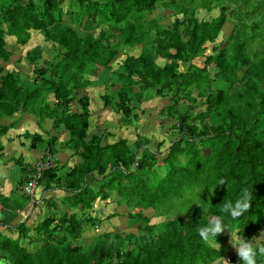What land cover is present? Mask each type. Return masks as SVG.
<instances>
[{"label": "trees", "instance_id": "trees-1", "mask_svg": "<svg viewBox=\"0 0 264 264\" xmlns=\"http://www.w3.org/2000/svg\"><path fill=\"white\" fill-rule=\"evenodd\" d=\"M62 1L0 0V135L16 124L17 114L38 125L48 122V129L40 126L46 137L22 134L29 148L40 150L36 160L52 157L34 195L66 192L46 196L41 216L29 225L36 205L22 217L15 212L26 206L0 195L3 209L16 218L10 226L0 210V226L16 233L0 232V264H210L224 253L223 245L218 252L198 233L212 216L223 217L225 230L244 239L264 232V0H66L65 9ZM197 9L216 14L198 19ZM230 19L229 33L217 40ZM32 32L54 53L38 62L43 45L27 49V79L4 63ZM118 53L123 58L112 70ZM96 68L106 72L111 87L99 96L102 105L120 114L121 125L138 118L129 96L137 104L167 99L160 109L170 122L166 150L162 140L151 149L139 131L132 141L106 128L87 131L89 97L76 90L89 85L84 75ZM57 130L67 134L58 146ZM59 149L75 160L58 164ZM12 159L22 172L14 186L22 194L32 165ZM245 188L253 194L249 211L235 220L222 213L221 206L234 203ZM111 192L127 208L126 224L138 232L107 230L84 242L85 227L101 222L90 214L93 202ZM148 209L164 219L149 223ZM228 260L241 264L238 256Z\"/></svg>", "mask_w": 264, "mask_h": 264}, {"label": "rangeland", "instance_id": "rangeland-1", "mask_svg": "<svg viewBox=\"0 0 264 264\" xmlns=\"http://www.w3.org/2000/svg\"><path fill=\"white\" fill-rule=\"evenodd\" d=\"M65 4H66V0H63L61 2V6L64 9H65ZM215 14H216V9H214L213 11L197 9L195 16L198 19H208L210 16H214ZM162 15L165 16L166 12H163ZM170 18L166 17V20H169ZM231 24H232V19L228 20L223 25L221 32L217 36V40H219L220 38H222L223 36L229 33ZM91 25L93 26L92 23ZM99 28H100V25H97L96 27L94 26L91 29V31L97 34V31ZM33 33H35L36 35H31L30 39L25 45H20V46L17 45L12 49L11 51L12 53L9 57V60L6 63H4L5 69L13 70L16 73H18L20 77L24 78L26 76L25 78L27 79H30L29 77L32 74L31 73L32 65L28 63L24 57L25 51L27 49L31 48L34 45H41V46L43 45V50L41 52V58H39L38 62H40L42 59L46 57H50L54 53L53 51L54 48L51 47L52 45L49 42H44V40L41 38V36L38 33L32 32V34ZM7 40L10 42L12 41V39H7ZM9 44L10 43L8 42L7 44L8 47H9ZM210 45L211 44L207 45V49H209ZM136 49L137 48L134 47L131 51H128V52L135 53ZM122 58H123V55L119 53L116 55V57H114L111 63L112 70L117 69L118 63L122 60ZM194 59L197 61L199 58L196 57ZM95 72H96L95 74L94 73L85 74L84 76L90 80L89 85L84 88H80L76 90L77 95L85 93L89 97L88 108L90 111V114H89L90 116H89V123H88L87 131L101 133L102 132L101 129L106 128L108 132H112L118 136L125 137L128 141H132L135 138V134H134L135 131H139L141 134H143L144 136L148 137L151 140L150 145H149L151 149H153V147L156 145L157 142L162 140L163 143L161 144V147L163 151L166 150V147L168 145L167 143L168 139H170V135L167 137V134L169 133L168 130H169L170 122L165 120V115L161 113L160 109L167 102V99L158 98L156 96L155 97L153 96L147 100L142 101L140 104H137L134 102V99L131 96H129L132 104L136 106L135 111L138 114V118L133 125H121L120 122L118 121L120 114L118 112H114L108 106L107 107L103 106L101 99L99 98V96L103 94L106 90L111 89L108 75L106 74L105 71H103L100 68H96ZM70 109L72 111L77 110L78 105L73 101L70 104ZM17 115H14V117H12L16 119V124L10 127L5 132V134L0 135V142L6 143L7 142L6 139L13 138L14 147L9 148L10 154H13L14 151H15L14 152L15 155H17L18 152H21V153L24 152L25 159L28 158L29 160H31L32 155L36 154V149L32 150L31 148H29L28 146L29 138L23 137L21 133L22 132L24 133V131L28 132L29 134L39 133L43 137H46L45 132L41 129L40 126L44 127L45 129H48L50 127V124H48V122H45L43 123V125L42 124L38 125L31 116L29 117L28 115H19V116ZM12 118L9 120L11 121ZM134 125L137 127L136 130L133 128ZM165 132H167V134L164 135ZM55 133L57 134V146H58V141L65 140L67 138V134L63 130H57ZM15 135H20L18 141H16ZM102 141H106V142L111 141V137H107V138L105 137V139H103ZM17 142H21V143H17ZM39 152L40 150H38V153ZM69 154L70 153L68 149H59L57 151L55 160L58 161V164H62L65 160L66 161L68 160V163L71 164L70 159H66L67 157L69 158ZM70 158H72V162L75 160V157L73 156ZM0 160H1L0 162H2L0 165V170H2L5 167L11 166V163H13L12 161L13 159L12 160L8 159L9 160L8 161L6 157L0 158ZM11 168L12 169L9 170L7 174L10 179L12 178L11 189L13 190V186H18L15 182V178L21 175V171H20L19 166L15 163L13 167L11 166ZM59 169L60 170H58V174L63 173L65 171V167L62 169L61 168ZM0 184H1V181H0ZM0 190L5 191L4 189H2V186H0ZM57 192H58L57 194H60L61 191H57ZM1 195L7 196L9 198V202L12 199H14L16 201L21 202L25 206L30 201L29 199L25 200L18 189L13 190L12 193L10 192V193L1 194ZM63 195H66V192H63ZM59 197L61 198L63 196H59ZM116 198H117L116 195L113 192H111L110 195L104 200L99 199V198L95 199V201L92 204V209H91L90 214L92 216L98 215L100 217L101 222L97 228H93L90 226L85 227L83 231V236H82L84 242H88L92 236L99 234L101 232L107 231V230L109 231L118 230L122 233L133 232L135 234L138 232L137 229L135 228V224H131V225L126 224L124 217L127 212V208L124 205V203H121V204L118 203V201H116ZM41 207L42 205L38 206V209H36V211L38 212L37 215H35L36 213L33 214L32 212H30L29 207L25 210H22L21 212L22 216L29 215L30 217L31 213L33 214V216H31L30 220L26 223V225L34 224V222L36 221V218L41 216L40 213L43 211V210L40 211ZM137 210L138 209L135 208L132 211L135 212ZM112 212H116L117 215L112 216L109 219H107L105 216L110 213L112 214ZM144 214L149 216V223H156L160 221L161 219H164V216L154 215L151 209L145 210ZM12 216L13 215H11V217H9V219L7 220L11 222L10 226L11 225L13 226L16 224V218ZM5 228L6 227L0 226V232H3L4 234L8 236H12V237L16 236L15 231L12 230L13 227H10L9 231L7 230L8 228L6 229ZM230 233L234 237L238 234L235 232V230H224L221 234H219L216 237V240L218 241V243L224 246V253L222 254L220 258L215 259L210 264H225V261L224 259H222V257H224L225 259L237 257L235 250L232 248V246L229 243ZM261 233H264V232H260L255 235V240L253 241L254 243L258 242L260 239H264V235H260ZM210 243L213 246H215L212 242Z\"/></svg>", "mask_w": 264, "mask_h": 264}, {"label": "clouds", "instance_id": "clouds-1", "mask_svg": "<svg viewBox=\"0 0 264 264\" xmlns=\"http://www.w3.org/2000/svg\"><path fill=\"white\" fill-rule=\"evenodd\" d=\"M221 185L225 183L223 179L219 181ZM252 192L247 188L242 190V195L233 203L232 201H226L220 208L222 213L227 214L232 219H238L245 212H248L251 208ZM223 217L212 216L209 219L208 226H202L198 229V233L204 242H212L218 252L221 251V245L216 240V237L227 229L223 222ZM260 235H264L261 233ZM252 239H244L238 234L234 237L230 233L229 243L235 250L241 264H257V258L264 256V244L259 242H253ZM224 259L225 264H230V260Z\"/></svg>", "mask_w": 264, "mask_h": 264}, {"label": "crops", "instance_id": "crops-1", "mask_svg": "<svg viewBox=\"0 0 264 264\" xmlns=\"http://www.w3.org/2000/svg\"><path fill=\"white\" fill-rule=\"evenodd\" d=\"M25 132V131H24ZM21 134H23V132L21 133ZM19 137H20V135H15V139H16V141H18V139H19ZM6 143H1L0 142V144L2 145V149L0 150V158H4V157H6V159L8 160V159H10V160H12V158H16V157H18V156H20L22 159L21 160H23V162L24 163H27V164H32L35 160H36V157L37 156H39L40 154L38 153V151L36 150V154H34V155H32V158H31V160H29L28 158L27 159H25V157H24V152H18V154L17 155H15V151L13 152V154H10V147L11 148H13L14 147V144H13V138H11V139H6ZM17 143H21V142H17ZM33 150V149H32ZM9 153V154H8ZM39 154V155H38ZM70 155V154H69ZM23 156V157H22ZM66 159H70V161H71V163H72V158H66ZM1 161V160H0ZM9 161V160H8ZM8 161H6V162H8ZM13 161V160H12ZM1 163L2 162H0V165H1ZM4 164V163H3ZM66 164H68V165H70L69 163H68V160L66 161ZM13 165H14V162L13 163H11V166L13 167ZM11 166H9V167H5V168H3L2 170H0V181H1V184H0V186H2V189H4L5 191H1L0 190V195L1 194H7V193H12V191L15 189V187L13 186V190L11 189V186H12V178L10 179L9 177H8V174H7V172L9 171V170H11L12 168H11ZM22 173V172H21ZM10 182V183H9ZM38 192V191H37ZM49 192V193H48ZM48 192H43V193H41V197L39 198V197H37V195L35 196H33L32 198H30V201L28 202V204L26 205V207L25 208H23L22 210H25V209H27L29 206H30V204L31 203H34L35 205H36V209H38V206H40V205H44V198L46 197V196H48V195H57V196H63V192L61 191L60 192V194H57L58 192H54V191H48ZM1 196H3V197H6V196H4V195H1ZM42 199V200H41ZM1 209H3V207L1 206V202H0V210ZM4 210V211H3ZM2 211V215H3V219L2 220H8L9 219V217L11 216L10 214H11V212H9L8 210H6V209H3ZM22 210H20V211H16L15 213H18V214H20L21 215V212H22ZM31 210V209H30ZM32 213H33V211H31ZM31 213V214H32ZM22 216V215H21ZM27 216V215H26ZM33 216V215H32ZM13 217H15V215H13ZM22 217H25V216H22ZM0 221V225L3 223V221Z\"/></svg>", "mask_w": 264, "mask_h": 264}, {"label": "built area", "instance_id": "built-area-1", "mask_svg": "<svg viewBox=\"0 0 264 264\" xmlns=\"http://www.w3.org/2000/svg\"><path fill=\"white\" fill-rule=\"evenodd\" d=\"M31 165V170L27 174L26 181L21 187V192L23 195H27L32 198L42 171L53 165L52 157L50 158V156L47 155L42 160H35Z\"/></svg>", "mask_w": 264, "mask_h": 264}]
</instances>
